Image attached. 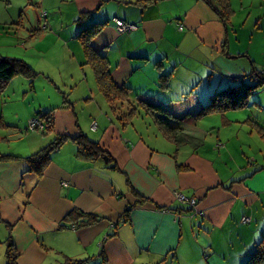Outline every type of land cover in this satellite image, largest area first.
<instances>
[{"label": "crops", "instance_id": "crops-1", "mask_svg": "<svg viewBox=\"0 0 264 264\" xmlns=\"http://www.w3.org/2000/svg\"><path fill=\"white\" fill-rule=\"evenodd\" d=\"M228 2L225 21L218 0L38 1L49 11L22 20L18 47L41 76L13 79L0 101V264L9 237L18 264L247 263L264 238V139L249 122L264 126L260 103L197 116L264 73L251 48L264 33V0ZM115 18L137 29L120 32ZM87 28L99 29L92 47L130 102L148 104L126 124L87 63ZM61 86L71 90L64 100ZM51 110L53 132L28 130ZM163 122L179 129L175 139ZM80 134L104 155L79 157ZM58 135L70 139L37 170L27 158ZM175 192L197 204L190 210Z\"/></svg>", "mask_w": 264, "mask_h": 264}, {"label": "trees", "instance_id": "trees-1", "mask_svg": "<svg viewBox=\"0 0 264 264\" xmlns=\"http://www.w3.org/2000/svg\"><path fill=\"white\" fill-rule=\"evenodd\" d=\"M221 6L219 14L225 21L229 19V2L228 0H218ZM82 20V19H81ZM80 22V20H79ZM99 29L87 28L80 33L79 39L83 46L87 63H89L94 72L98 82L99 89L104 94L106 100L108 101L112 112L120 115L123 123H128L130 118L136 114V107L130 102L129 96L127 94V88L118 86L111 77L109 71V65L107 60L100 55L92 47V38L98 33ZM23 75L25 77L33 79L38 75V73L32 68V66L21 58H14L0 55V97L3 92L9 86L10 82L17 76ZM253 75L249 81H243L238 86L231 89L222 90L215 95L214 99L207 104L199 113L198 117H202L211 112L215 111H225L228 109H236L247 106V96L257 87L264 85V73L254 70ZM167 77L161 75V86L167 87ZM230 90V91H229ZM242 91V95L238 92ZM234 91V92H233ZM234 93V94H233ZM236 94V96H235ZM124 105L129 106L128 112L122 108ZM148 108L160 110L164 113L172 115L167 110L159 106H148ZM53 110L45 112L44 115L40 116L44 123V134L51 133L54 129V114ZM252 128L257 131L260 136L264 139V126L257 121H249ZM163 129L165 134L171 138L175 139L180 132L178 128L171 127L167 122H163ZM70 139L67 135H58L53 142H51L47 147L43 148L39 152L32 154L27 159L32 164H35L36 169L39 170L42 165L46 164L51 159V153L54 150L60 148L66 141ZM77 145V155L83 159H95L99 156L104 155V150L100 146L99 142L90 139L85 134H80L79 136L72 139ZM7 264H18L17 257L18 253L12 243L11 237L7 240ZM80 262L75 260H68L64 264H79ZM246 264H264V238L257 243L256 249L252 256L248 259Z\"/></svg>", "mask_w": 264, "mask_h": 264}, {"label": "rangeland", "instance_id": "rangeland-1", "mask_svg": "<svg viewBox=\"0 0 264 264\" xmlns=\"http://www.w3.org/2000/svg\"><path fill=\"white\" fill-rule=\"evenodd\" d=\"M38 1H41V0H0V55L8 56V57H14V58H21L22 55H24V54H22L23 53L22 50L18 47L19 46L18 41H20V40H18V36L22 32V28L20 27L22 20L27 19V18L37 19L38 16H40V14L42 13L41 11H49L47 9L42 10L41 8H39ZM52 14L53 13H49V16H51ZM263 34L264 33L262 30H260V29L257 30L252 41H251L252 51L255 55L258 53L257 57L260 60V62H262V63H264V54L261 53L260 42H261V40H264ZM13 45H15V46H13ZM53 50L56 52L59 51V49H57V48H54ZM20 76H21L20 77L21 79L25 78V76H23V75H20ZM38 76H41V75H38ZM68 76H69L68 74H66V75L64 74L62 76V79H64L65 77H68ZM17 77L19 78V76H17ZM65 81H67V80H65ZM65 83H67V82H65ZM43 91H41V93ZM57 91H59V90H57ZM242 91L243 90L238 92L239 95L243 94ZM70 92H71V90L69 87L61 86L60 93H61V96L63 97V100L66 98V95L69 94ZM31 96L32 95H28L27 99L26 100L24 99L23 102H21L23 112H24V107H25V112H26L27 102L30 101ZM2 97H3V94L0 97V101L2 100ZM67 97H68V95H67ZM255 101L257 103H260V107H259L260 110L259 111L263 112V117H264V85L255 88L247 96L248 106H251L253 104V102H255ZM134 105L137 109L136 110V116L138 117V115L140 116V113L144 114L146 112L145 107L148 104L143 103V102L142 103L137 102ZM124 107H126L124 109L125 112H128L129 106L124 105ZM251 111H253V110H251ZM260 114L262 115V113H260ZM34 118H36V117H34ZM0 144H3V143H0ZM4 144H6V142ZM234 153L237 155L238 154L237 150ZM0 241H1L0 244H3V246H4L5 243H3V242L5 240H0Z\"/></svg>", "mask_w": 264, "mask_h": 264}, {"label": "built area", "instance_id": "built-area-1", "mask_svg": "<svg viewBox=\"0 0 264 264\" xmlns=\"http://www.w3.org/2000/svg\"><path fill=\"white\" fill-rule=\"evenodd\" d=\"M113 21L115 22V24H116V26L120 32L137 29L136 25L127 23V22L120 20L118 18L113 19ZM92 127L96 128L95 122L92 124ZM43 129H44V123L40 117L33 118L28 123V130L35 131V130H43ZM175 196L179 201L187 203L189 206V209H193L195 207V205L197 204V200L195 198H188L186 195H184L181 192H175ZM250 221H251L250 217L245 216L243 218L244 223H249Z\"/></svg>", "mask_w": 264, "mask_h": 264}, {"label": "water", "instance_id": "water-1", "mask_svg": "<svg viewBox=\"0 0 264 264\" xmlns=\"http://www.w3.org/2000/svg\"><path fill=\"white\" fill-rule=\"evenodd\" d=\"M190 210H192V209H190Z\"/></svg>", "mask_w": 264, "mask_h": 264}]
</instances>
